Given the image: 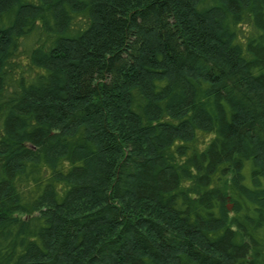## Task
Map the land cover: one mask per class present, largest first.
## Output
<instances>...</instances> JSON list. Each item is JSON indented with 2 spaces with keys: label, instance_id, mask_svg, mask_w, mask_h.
<instances>
[{
  "label": "trees",
  "instance_id": "obj_1",
  "mask_svg": "<svg viewBox=\"0 0 264 264\" xmlns=\"http://www.w3.org/2000/svg\"><path fill=\"white\" fill-rule=\"evenodd\" d=\"M0 264H264V0H0Z\"/></svg>",
  "mask_w": 264,
  "mask_h": 264
}]
</instances>
